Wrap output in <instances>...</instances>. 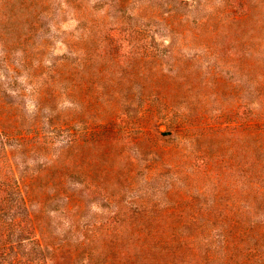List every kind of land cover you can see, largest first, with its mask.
Wrapping results in <instances>:
<instances>
[{
  "label": "rangeland",
  "instance_id": "rangeland-1",
  "mask_svg": "<svg viewBox=\"0 0 264 264\" xmlns=\"http://www.w3.org/2000/svg\"><path fill=\"white\" fill-rule=\"evenodd\" d=\"M242 2L248 17L230 22L236 10L230 0H0V9L9 13L11 5L18 15L0 26V97L18 102L22 121L37 109L32 88L52 82L53 61L66 58L70 71L79 70L65 84L78 82L80 98L62 93L38 112L45 126L50 113L56 124L46 152L53 157L64 145L65 184L84 197L79 215H125L139 203H212L217 186L223 202L256 197L264 144V0ZM170 5L185 15L187 29L174 35L171 22L162 19ZM216 23L221 33L212 38ZM101 89L109 94L97 99ZM121 110L138 129L131 135L111 132ZM73 131L80 136L76 145L66 142ZM193 155H205L211 170L194 171ZM15 157L33 167L44 159L35 153ZM88 183L99 192L89 193ZM62 203L57 198L44 210L59 227L72 219L61 212Z\"/></svg>",
  "mask_w": 264,
  "mask_h": 264
},
{
  "label": "trees",
  "instance_id": "trees-1",
  "mask_svg": "<svg viewBox=\"0 0 264 264\" xmlns=\"http://www.w3.org/2000/svg\"><path fill=\"white\" fill-rule=\"evenodd\" d=\"M6 1L11 3V0ZM230 1V5L236 7L230 15V22L246 19L249 11L245 3L242 0ZM174 7L170 5L167 14L162 16V19L171 22L169 31L173 35L186 29L182 24L185 15ZM213 13L218 16V13ZM17 17L11 5L9 13L1 8L0 26L9 21L16 22ZM194 21L200 26L201 17ZM133 31L138 33L140 30L134 28ZM210 31L212 38L221 33L217 23L212 24ZM67 65L66 58L53 61L48 66L52 82L45 87L32 88L38 104L28 122L20 118L18 102L0 97V264H264L262 143L259 164L262 183L256 197L246 199L242 204L217 199V195L222 193L217 186L210 193L214 197L211 198L212 203L186 200L183 204L161 207H157L156 203H139L130 205L127 210L132 212L125 215L92 217L78 214L85 209L84 197L81 189H70L65 184L66 168L61 161L64 145L53 157H48L46 152L53 138L50 130L53 131L56 124L51 122V113L47 118L48 127L38 119V112L62 93L71 96L75 102L80 98L82 91L78 82L72 81L71 87L65 84L69 79L76 80L79 70L70 71ZM10 67L14 69L16 66L13 64ZM261 86L264 87V79ZM24 94V90L18 92L19 96ZM108 94V89H101L95 97L99 99ZM260 95L263 102L259 114L262 126L264 91ZM114 97L119 100L121 91L118 90ZM243 108L246 109L245 115L248 108ZM112 119L115 127L111 131L113 134L131 135L138 130L130 127L127 111H117ZM91 134L89 131L88 135ZM79 138L78 132L73 131L66 142L76 145ZM15 152L35 153L44 159L38 160L35 167L28 164L21 166ZM190 163L194 171L211 170L205 155L191 156ZM86 188L91 194L99 192L95 183L86 184ZM245 190V193L252 191L249 188ZM57 198L63 201L61 212L72 217L64 221L63 227L49 222L44 215L45 206ZM117 208L124 209V205L118 204ZM55 209L58 207L55 206ZM156 209L165 213H144ZM184 210L195 213H174Z\"/></svg>",
  "mask_w": 264,
  "mask_h": 264
}]
</instances>
